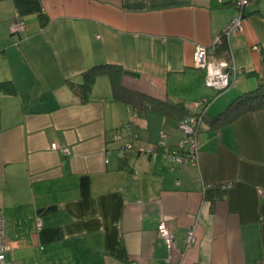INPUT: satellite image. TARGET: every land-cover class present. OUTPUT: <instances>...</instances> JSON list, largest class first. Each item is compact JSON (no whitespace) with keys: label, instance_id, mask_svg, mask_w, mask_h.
Returning a JSON list of instances; mask_svg holds the SVG:
<instances>
[{"label":"crops","instance_id":"0c3cea01","mask_svg":"<svg viewBox=\"0 0 264 264\" xmlns=\"http://www.w3.org/2000/svg\"><path fill=\"white\" fill-rule=\"evenodd\" d=\"M242 13L218 52L213 40L239 14L228 0H0V82L16 88L0 92L4 264H264V109L203 123L194 163L171 164L144 151L177 147L178 120L138 114L113 97L107 74L87 99L69 85L107 64L129 72L128 89L184 101L189 115L194 101L208 100L215 116L264 84V0ZM198 45L209 61L240 70L232 86L204 85L205 70L193 64ZM126 123L137 154L120 158L127 139L112 138ZM161 221L175 235L170 250Z\"/></svg>","mask_w":264,"mask_h":264},{"label":"built area","instance_id":"2783aa9c","mask_svg":"<svg viewBox=\"0 0 264 264\" xmlns=\"http://www.w3.org/2000/svg\"><path fill=\"white\" fill-rule=\"evenodd\" d=\"M237 9L239 14L233 17L230 22L225 26L222 33L213 40L212 45L220 43L222 37L228 35L234 29L241 27V20L243 18L242 11L251 6L255 0H228ZM12 33H19L23 30V24L17 20H14L10 26ZM193 64L196 68L205 70L204 85L208 88L215 89L216 91H224L234 84L237 74L240 70L226 61L211 62L207 58V48L201 45L196 46L193 54ZM209 105L208 100L194 101L193 113L184 119L178 121V129L182 134L181 142L177 147H169L164 142L160 143L156 148L145 150L144 152L153 159L161 157L164 160L169 161L171 164L183 162V158L187 157L194 163L197 157V145L196 134L198 128L202 125V117L206 113ZM130 123L123 125L122 129L117 130L113 134V140L121 142L116 149V154L120 158H125L128 154H137L136 149L133 146L134 137L130 132ZM127 136V137H126ZM53 149H56L62 154L67 156L70 154V148L60 144H53ZM161 149V151L158 150ZM142 151V150H140ZM139 151V152H140ZM225 187H229L226 185ZM260 193L264 194V190H260ZM157 234L164 241L167 248L170 250L175 245V235L172 230L168 228L164 221L159 222L157 225ZM195 240V227L191 225L188 227L185 234V247H190ZM9 242L7 239L6 225L3 215L0 213V264H4L6 255L9 251Z\"/></svg>","mask_w":264,"mask_h":264},{"label":"trees","instance_id":"16d2710c","mask_svg":"<svg viewBox=\"0 0 264 264\" xmlns=\"http://www.w3.org/2000/svg\"><path fill=\"white\" fill-rule=\"evenodd\" d=\"M216 46L218 52L226 51L225 38L222 37L220 43ZM127 73L129 72L120 67L107 64L98 65L88 69L83 74V82L81 84L69 82V85L75 94H78L82 99H87L95 79L102 74H107L110 78L113 97L130 105L138 114L154 110L178 121L191 114L184 101H173L167 98L156 99L124 87L121 84V78L122 75ZM0 92L13 94L16 92V88L11 81H3L0 82ZM259 109H264V84L258 85L254 90L238 95L222 112L215 116H211L206 111L202 117V125L198 128V131L203 129V123L208 128L219 127L232 122L244 113Z\"/></svg>","mask_w":264,"mask_h":264},{"label":"rangeland","instance_id":"374dc122","mask_svg":"<svg viewBox=\"0 0 264 264\" xmlns=\"http://www.w3.org/2000/svg\"><path fill=\"white\" fill-rule=\"evenodd\" d=\"M216 92H218V91H216ZM220 93L222 92V91H219Z\"/></svg>","mask_w":264,"mask_h":264}]
</instances>
